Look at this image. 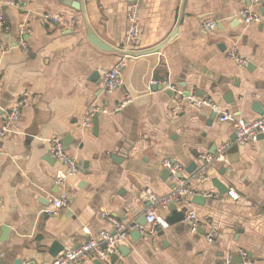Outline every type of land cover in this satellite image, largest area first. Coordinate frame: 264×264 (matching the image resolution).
I'll return each mask as SVG.
<instances>
[{
    "label": "crops",
    "instance_id": "obj_1",
    "mask_svg": "<svg viewBox=\"0 0 264 264\" xmlns=\"http://www.w3.org/2000/svg\"><path fill=\"white\" fill-rule=\"evenodd\" d=\"M0 0V11L9 26L7 49H0V127L4 110L23 100L20 114L0 136V225L9 230L0 241L5 264L31 261L50 264L48 247L57 241L76 246L101 231H113L104 215L124 224H136L148 206L145 188L155 194L169 192L173 184L161 164L169 158L182 165L180 176L190 180L193 195L175 209H159V225L132 241L128 231L110 264H223L238 249L254 264H264V143L261 139L236 145L228 122H220L209 109L185 105L170 111L173 95L151 81L167 80L181 90L210 97L242 119L257 114L253 102L264 101V0L253 7L261 17L244 24L235 13L249 0ZM79 1L83 11L68 5ZM138 14L139 37L135 47L125 46L126 13ZM61 21L46 23L43 14ZM217 20L211 32L201 29L204 18ZM26 20L24 53L15 45L17 24ZM87 29L115 50H102L85 37ZM175 29V34L170 38ZM235 42L240 66L226 58ZM160 49L151 53L131 55ZM119 65L122 84L107 91L103 71ZM248 65V67H247ZM231 93L233 102L223 99ZM132 98L119 112L98 114L88 127L81 124L91 104L108 109L123 98ZM59 136L65 151L75 159L77 174L67 176V205L54 215L44 209L47 192L58 193L57 175L68 168L49 154V138ZM227 145L203 178L194 176L201 153L216 154ZM195 168L190 170L191 166ZM217 179L228 192L212 186ZM180 210L194 211L200 226L192 231L182 221L167 223ZM213 226L218 237L207 241ZM143 229H148L145 222ZM0 231V237H1ZM87 258L75 264H93Z\"/></svg>",
    "mask_w": 264,
    "mask_h": 264
},
{
    "label": "built area",
    "instance_id": "obj_2",
    "mask_svg": "<svg viewBox=\"0 0 264 264\" xmlns=\"http://www.w3.org/2000/svg\"><path fill=\"white\" fill-rule=\"evenodd\" d=\"M8 5H15L12 0L7 1ZM258 4V0H249L247 7L239 9L235 16L244 24L257 23L261 17L254 11L253 7ZM42 21L46 23H57L61 21L59 15H52L45 13L41 17ZM127 19V31L125 36V46L135 47L139 37V20L136 9L129 8L126 13ZM217 20L213 17L204 18L201 21V29L206 32H211L215 29ZM28 32V22L22 20L17 24L15 32V45L21 49L24 53L28 52L26 43V34ZM9 33V26L6 23L2 12L0 11V49L5 50L7 46L5 44V36ZM226 58L230 61L245 66L247 59L239 55L236 49L235 42H232L230 47L226 50ZM102 82L107 91L114 90L121 86V70L119 65L113 66L103 71ZM151 84L155 87L159 86L163 90L170 91L173 95V102L170 111L173 115L181 112L185 105L197 109H209L214 113L215 117L220 122H228L231 125L234 133V143L236 145H248L257 141V136L262 135V141L264 143V112L261 115H257L252 119L246 120L238 118L235 114L223 109L215 100L210 97H199L192 92L185 94V91L181 90L177 85L167 80H152ZM130 95H124L112 109H108L102 105L91 104L86 113L84 114L81 124L84 127L90 125L91 119L98 114H109L119 112L127 103L131 101ZM23 100L18 101L9 109L4 110V122L0 127V136H3L9 131L11 124L16 121L20 114V107ZM49 154L56 161L65 165L68 168V173L64 175H57L55 177V184L59 186L60 191L58 193L47 192L45 198L47 200V207L44 212L47 215H54L59 210L67 205L68 195L63 188L65 185L67 176H74L77 174V165L74 158H72L66 151L63 142L59 136L51 135L49 138ZM227 145L221 146L216 154L201 153L198 155L200 165L194 173L196 177L203 178L213 164L221 158V154ZM1 154V153H0ZM161 164L169 172L170 180L173 184L172 189L163 194H155L149 187L145 188L144 194L147 197L148 206L145 208L144 216L145 222L148 225V229H143L136 224H124L113 217L104 215L105 218L112 223L113 231H101L99 238L89 237L88 239L80 242L76 246L64 247L54 257L50 264H75L81 262L87 258H96L104 264H110V256L116 252L118 243L123 239L125 234L134 229L139 231L140 234L146 232H153L154 229L160 223V217L157 214L159 209H165L169 204H180L187 196L193 195V190L190 186V180L193 177L183 178L180 176L182 171V165L169 158H163ZM232 199H235V195L232 191H228ZM183 223L189 224L190 229L195 231L200 226V220L194 211H187L184 213ZM205 239L211 241L218 237L217 230L209 225L205 231ZM239 258L238 264H254L248 257L246 251L243 249L237 250ZM223 264H235L233 263L230 252H225L223 255ZM23 264H35L31 261L24 262Z\"/></svg>",
    "mask_w": 264,
    "mask_h": 264
},
{
    "label": "water",
    "instance_id": "obj_3",
    "mask_svg": "<svg viewBox=\"0 0 264 264\" xmlns=\"http://www.w3.org/2000/svg\"><path fill=\"white\" fill-rule=\"evenodd\" d=\"M68 5H70L71 7L75 8L76 10L78 11H83L82 9V4L79 2V1H67L66 2ZM175 29L173 30V32L171 33L170 35V38L175 34ZM85 37L88 41H90L93 45H95L96 47H98L99 49H102V50H115L113 47L107 45L106 43H104L101 39H99L98 37H96L95 35H93L91 33V31L89 29H87V32L85 34ZM161 44L154 47L153 49H150V50H146V51H138V52H126L127 54H131V55H140V54H144V53H151V52H155L157 51L158 49L161 48ZM248 67V65H247ZM157 89H161L159 86L156 87ZM168 93H170L168 91ZM188 91L185 92V94H187ZM225 100V102H228V103H231L233 102V97L231 95V93L227 92L226 93V97L223 98ZM251 110L257 114V115H261L263 114L264 112V101L262 103H257V102H253L251 104ZM3 113V110L0 108V115H2ZM212 116H214V113L211 114ZM235 138V137H234ZM258 139H262V135H258L257 136ZM64 144L66 143L65 141L63 142ZM195 168V165L191 166L189 169L192 170ZM168 173V171H167ZM169 174V173H168ZM212 186L215 188V190L217 191V193L219 194H223V193H226L228 192V187L225 186L223 183H221L220 181H218L217 179H213L212 180ZM203 200H204V196L203 195H200V194H195L192 196L191 198V201L194 202V203H198V204H202L203 203ZM148 205V204H147ZM169 209L171 210H174L175 209V206L174 204H170L169 205ZM183 216H184V210H180L176 217H166L165 220L167 223H175V222H179L183 219ZM137 225L139 226H144L145 225V216L142 215V217H140L137 221H136ZM9 230V227L6 226V225H0V231H1V237H0V241H3L7 232ZM141 236V234L139 233V231L137 230H133L131 231V234H130V238L132 239V241H135L137 240L139 237ZM63 245L57 241H53L49 247H48V253L51 257H56V255L63 249ZM117 249L123 254V251L125 250V248L123 246H118ZM110 261L111 262H114V257L113 256H110ZM239 259L236 261V263H239ZM21 263V260L20 259H16L14 261L13 264H20ZM0 264H5L3 261H2V258H1V253H0ZM93 264H104L103 262H101L100 260L98 259H95L93 261Z\"/></svg>",
    "mask_w": 264,
    "mask_h": 264
}]
</instances>
